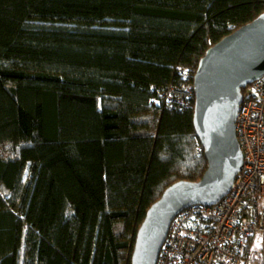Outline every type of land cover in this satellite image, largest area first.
Wrapping results in <instances>:
<instances>
[{
	"label": "trees",
	"instance_id": "trees-1",
	"mask_svg": "<svg viewBox=\"0 0 264 264\" xmlns=\"http://www.w3.org/2000/svg\"><path fill=\"white\" fill-rule=\"evenodd\" d=\"M262 13L264 0H0V264H130L147 210L207 169L194 93L178 105L171 89Z\"/></svg>",
	"mask_w": 264,
	"mask_h": 264
},
{
	"label": "water",
	"instance_id": "water-1",
	"mask_svg": "<svg viewBox=\"0 0 264 264\" xmlns=\"http://www.w3.org/2000/svg\"><path fill=\"white\" fill-rule=\"evenodd\" d=\"M264 76V13L206 50L192 79L193 128L207 169L198 182L169 186L137 230L130 264H156L172 220L193 205L213 206L243 165L235 120L242 90Z\"/></svg>",
	"mask_w": 264,
	"mask_h": 264
},
{
	"label": "built area",
	"instance_id": "built-area-1",
	"mask_svg": "<svg viewBox=\"0 0 264 264\" xmlns=\"http://www.w3.org/2000/svg\"><path fill=\"white\" fill-rule=\"evenodd\" d=\"M190 91L171 89L170 100L184 105ZM235 133L243 165L229 192L179 213L156 264H264V76L242 90Z\"/></svg>",
	"mask_w": 264,
	"mask_h": 264
}]
</instances>
